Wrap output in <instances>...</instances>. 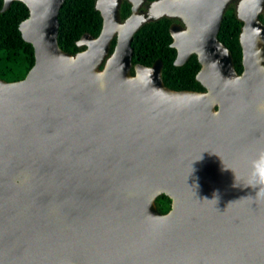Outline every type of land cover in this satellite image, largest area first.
Wrapping results in <instances>:
<instances>
[{
	"label": "water",
	"instance_id": "water-1",
	"mask_svg": "<svg viewBox=\"0 0 264 264\" xmlns=\"http://www.w3.org/2000/svg\"><path fill=\"white\" fill-rule=\"evenodd\" d=\"M18 1L33 63L0 79V264H264V0L234 8L240 75L216 39L232 0H126L122 22L121 0H94L100 30L74 54L56 41L62 0ZM161 17L204 92L131 64L133 33Z\"/></svg>",
	"mask_w": 264,
	"mask_h": 264
},
{
	"label": "trees",
	"instance_id": "trees-1",
	"mask_svg": "<svg viewBox=\"0 0 264 264\" xmlns=\"http://www.w3.org/2000/svg\"><path fill=\"white\" fill-rule=\"evenodd\" d=\"M154 0H145V4ZM94 0H62L57 14L56 41L58 47L69 54L84 48L78 47L76 41L83 32L95 37L101 27V17L94 9ZM0 0V79L14 81L21 79L33 63L31 45L21 38L18 23L26 18L27 7L18 0H12L8 7L1 10ZM130 13V4L121 0L118 15L122 22ZM264 25V18L259 16ZM180 22L176 19L161 17L141 25L132 35L130 41L131 64L150 66L155 60L161 62L162 81L166 88L173 91L204 92V87L196 80L200 64L194 55H190L182 66H174L175 50L169 45L171 38L168 27ZM241 22L236 19L234 6L225 8L216 34V39L232 57L234 69L238 75L243 71L242 55L238 44ZM115 40H111L108 53L112 52ZM132 74V70L130 71ZM163 203L168 202L164 195L159 197ZM157 212L160 209L157 207ZM162 214V213H160Z\"/></svg>",
	"mask_w": 264,
	"mask_h": 264
},
{
	"label": "rangeland",
	"instance_id": "rangeland-1",
	"mask_svg": "<svg viewBox=\"0 0 264 264\" xmlns=\"http://www.w3.org/2000/svg\"><path fill=\"white\" fill-rule=\"evenodd\" d=\"M237 1H238V0H232V1H231V4L234 6V8L236 7V3H237ZM146 7H147V4L144 3V4L141 6V8H140V10H141L140 12H145ZM263 13H264V9L262 10V13L259 14V16L262 17ZM84 47H85V45H84ZM105 60H106V58L103 59V61L100 63V66H99V67H101V66L104 64ZM160 195H163V194H158V195H156V196L154 197V199H153V204H154V206H155L156 209H157V207L160 209V211H161L160 213L165 214V213H167L168 210L170 209V200H169V198L166 196V198H168V202L163 203L162 199L159 198ZM164 196H165V195H164Z\"/></svg>",
	"mask_w": 264,
	"mask_h": 264
},
{
	"label": "bare ground",
	"instance_id": "bare-ground-1",
	"mask_svg": "<svg viewBox=\"0 0 264 264\" xmlns=\"http://www.w3.org/2000/svg\"><path fill=\"white\" fill-rule=\"evenodd\" d=\"M132 23H133V20H131L130 22L126 23V25H124V27L123 26L122 27L120 26V27L116 28L114 30V32H117V31L121 32L122 33L121 34V38H122V37H124L128 33L129 29L133 25ZM260 42H261V39L259 37H256L255 38V41H254V45H253V53L255 54V60H259L260 55H261L260 52L257 51V46H258V43H260ZM103 44H104V42H103Z\"/></svg>",
	"mask_w": 264,
	"mask_h": 264
},
{
	"label": "clouds",
	"instance_id": "clouds-1",
	"mask_svg": "<svg viewBox=\"0 0 264 264\" xmlns=\"http://www.w3.org/2000/svg\"><path fill=\"white\" fill-rule=\"evenodd\" d=\"M262 178H264V174H262Z\"/></svg>",
	"mask_w": 264,
	"mask_h": 264
}]
</instances>
